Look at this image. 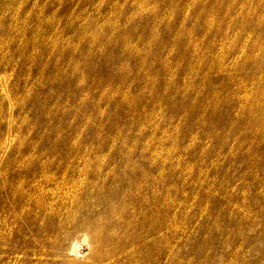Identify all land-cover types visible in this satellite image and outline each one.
Returning <instances> with one entry per match:
<instances>
[{"label":"rangeland","instance_id":"374dc122","mask_svg":"<svg viewBox=\"0 0 264 264\" xmlns=\"http://www.w3.org/2000/svg\"><path fill=\"white\" fill-rule=\"evenodd\" d=\"M0 264H264V0H0Z\"/></svg>","mask_w":264,"mask_h":264},{"label":"bare ground","instance_id":"6f19581e","mask_svg":"<svg viewBox=\"0 0 264 264\" xmlns=\"http://www.w3.org/2000/svg\"><path fill=\"white\" fill-rule=\"evenodd\" d=\"M20 202V201H19Z\"/></svg>","mask_w":264,"mask_h":264}]
</instances>
